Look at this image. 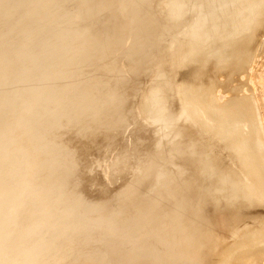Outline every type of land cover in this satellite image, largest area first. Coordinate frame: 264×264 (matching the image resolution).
Segmentation results:
<instances>
[{
  "label": "rangeland",
  "instance_id": "374dc122",
  "mask_svg": "<svg viewBox=\"0 0 264 264\" xmlns=\"http://www.w3.org/2000/svg\"><path fill=\"white\" fill-rule=\"evenodd\" d=\"M172 1L176 3L173 4ZM0 9L2 11L0 53L13 56L18 50H23V53L32 54L36 64L28 75H35L34 79H37L45 68H50V72L54 69H65V77L72 82L69 88H72L73 96L76 97L73 98L76 101L81 99L77 101V105L81 107L76 104L74 105L76 108L71 106L73 104L65 106L66 111H69L70 106V110L72 107L74 109L72 111L74 113L65 111V115L69 114L65 116V137L58 135L52 138L41 134L34 143H27V151L40 149V154L33 160L40 162L45 157L44 167L52 174H60L63 170L62 165L55 164L56 154L60 152L58 155H62L59 140H65V151L67 150L68 153L67 157L65 153L67 169L64 168L67 172L65 176H68V179L67 176L65 177L67 182L59 179L60 186L57 185L59 181L53 183L55 180H49L46 185L44 184L46 179L43 178L30 193L28 199L32 200V204L28 200L25 202V208H28L25 210L26 215L29 216L28 224L37 226L36 222L44 219L48 220L49 226L57 227L65 224V229H68L66 236L59 237L57 241L60 242L65 237L67 242L64 241L69 246L70 252L74 249L71 252L74 257H77V252H81L82 246H88L85 238L79 239V242L76 240L79 238L80 228L70 227L69 224L71 218L82 213L89 215L86 216L88 219L86 222L90 224L101 216L102 221L107 222L111 219L108 226L111 225L109 230L112 232L108 233L106 229L104 231L101 229L100 231L107 233L104 236L99 230L96 232L103 238L110 234L123 235V224L115 227L113 225L115 220L127 222L125 225L127 228L129 225L135 228L127 234L128 242H134V236L137 234L148 233L149 236L152 233L150 240L156 243V247L149 255L134 261L120 260L117 264H240L241 262L244 264L245 261V264H264V149L261 150L264 148V0H170V4L169 0H0ZM168 10L171 12L168 13ZM215 13L218 15L216 16ZM5 20L12 25L4 26ZM223 56L226 58L223 59L224 61L221 60ZM249 56L252 59L247 60ZM22 58L28 59L22 55L20 58L12 57V60L19 64L21 61L19 59ZM152 59L154 62L151 61ZM17 81L20 80H13L4 90L11 88L14 90L15 85L19 86ZM206 84L208 86H205ZM116 89H119L120 93ZM201 91H207V97L206 93L204 96ZM12 92L14 95L17 94L16 87ZM200 92L206 102L208 99L210 102L215 101L219 107L214 104L215 102L210 103L211 106H206L207 103H204ZM21 93L23 97L24 94L27 95L26 92ZM12 97L7 94L4 100L11 101ZM23 97L18 98L23 101ZM40 101L36 99L35 102H30L34 103L32 107L35 110L42 108L43 104ZM107 103L110 105L108 106ZM16 107L14 105L12 108L10 119L29 113L26 107L21 106L20 109ZM95 108H98V111H94ZM218 109L224 110L219 112ZM213 112L218 115L213 116ZM87 114H92L94 120L91 119L92 115L89 117ZM4 115L5 113H0V119ZM81 116H84L85 120ZM72 118L75 121H71ZM10 119H5L4 123L7 124ZM84 121H86L84 129L94 126V130L86 136H82L83 131L78 127L85 123ZM242 122L246 125V131ZM38 124V121L30 123L24 132L15 134L17 136L10 135L9 139L14 136L13 139L16 141L10 139L4 146L13 152L18 147L17 143L28 142L26 134L36 129ZM95 132L99 137L98 149L91 141V133ZM173 141L178 145L176 146ZM258 142L259 144L263 142L262 147L259 148ZM87 145H90V151L88 149L85 151ZM180 146L185 147L180 149L182 155L177 153L179 152L177 147ZM69 152L72 154L75 152L74 157H71ZM68 157L72 159L69 165L66 164ZM78 157L83 158L79 159V163L75 160ZM250 157H253L254 163L249 161ZM111 162L118 164L112 163L113 167L109 164ZM140 162L143 164L145 162L146 167L140 169L138 165ZM256 164L263 171H260L263 173L260 174L263 179L258 176L260 172L256 174L254 169ZM158 165L162 170L154 169H157ZM191 165L196 166L194 170L190 169L192 173L188 170L189 167L187 168ZM172 168L174 174L175 169L180 173L182 170L183 172L178 178H176L178 171L176 177L170 176L173 174H170ZM68 169L71 171L69 174ZM76 169L83 177L80 178L79 174L75 175L78 173ZM73 170L77 173L75 171L73 173ZM159 171H162V174ZM186 172L191 177L190 181L187 180L189 177ZM18 173L21 175V170ZM38 175L40 176V171L38 174L36 170L34 176ZM44 176L49 175L46 173ZM73 176L78 178L75 179ZM184 178H186L185 183L188 181L190 185L188 182L182 185ZM154 180L155 185L159 182L160 184L155 186L152 183ZM130 181V184L135 183L133 187L128 184ZM123 186L124 192L121 191ZM135 186L138 188V195ZM46 187L49 188L47 191H45ZM129 187L130 191L135 190V192L129 194ZM6 188L5 184H0L1 191ZM55 188L59 193L56 190L54 192ZM125 191L129 195L128 198V195H124L125 198L123 196ZM15 192H10L7 197L12 198ZM113 194H115V198L113 197L115 202L112 199ZM118 194L125 202L118 198ZM162 199L164 205L161 203ZM131 200L133 208L136 205L138 208L130 212ZM120 201L123 202L122 205ZM157 201L158 205L161 204L160 208H157ZM147 203L153 204L150 205L151 208ZM127 204H130V210ZM114 205L117 210L121 207L125 210L121 208L122 210L117 211ZM140 208H145L143 213ZM95 209L99 210L100 216L95 217L92 211ZM133 211L138 212L137 216L132 213ZM146 211L147 216L150 215L149 221L142 216ZM33 215H37L35 217L38 219ZM141 220L149 223L150 226L147 227L149 232L137 226ZM75 229L77 232L74 231ZM67 236H73L70 238L71 242ZM71 246L73 248H70ZM91 248L94 250L96 246L92 245ZM186 248L191 250L198 248L197 255L185 256V253L189 254ZM12 250H17V247ZM91 253L93 254L94 251ZM240 253H244L245 259L238 258ZM12 254L7 251L6 258L12 260ZM234 257L239 261L234 260ZM92 258L96 259L94 255L89 259Z\"/></svg>",
  "mask_w": 264,
  "mask_h": 264
},
{
  "label": "bare ground",
  "instance_id": "6f19581e",
  "mask_svg": "<svg viewBox=\"0 0 264 264\" xmlns=\"http://www.w3.org/2000/svg\"><path fill=\"white\" fill-rule=\"evenodd\" d=\"M206 1H208V0H206ZM217 1V0H216ZM70 2V1H69ZM162 2V1H161ZM176 3L175 1H172L171 3ZM259 2V1H258ZM173 3V4H174ZM180 3V2H179ZM73 4V3H72ZM161 4V3H160ZM165 4H167V3H165ZM169 4H170V0H169ZM172 4V5H173ZM198 4V3H197ZM195 5V4H194ZM210 5H211V3H210ZM171 6V5H170ZM169 6V7H170ZM175 6H176V4H175ZM206 6H207V4H206ZM168 7V6H167ZM200 7V6H199ZM213 7V6H212ZM151 8V7H150ZM202 8H204V7H202ZM208 8L209 9H211V7H209L208 6ZM65 9V8H64ZM138 9V8H137ZM193 9V8H192ZM206 9V8H205ZM208 9V10H209ZM180 10V9H179ZM194 10V9H193ZM207 10V9H206ZM227 10V9H226ZM169 11V10H168ZM216 11V10H215ZM171 11H169L168 13H170ZM193 12H196V11H193ZM219 12V11H218ZM212 13V12H211ZM160 14H162V13H160ZM177 13H175V15H176ZM1 15H2V11H1V9H0V18H1ZM147 15V14H146ZM168 15V14H167ZM208 15V14H207ZM213 15V14H212ZM215 15H216V13H215ZM214 15V16H215ZM217 15H218V13H217ZM216 15V16H217ZM222 15H223V13H222ZM139 16V15H138ZM163 16H165V14L163 13ZM170 16V15H169ZM174 16V15H173ZM177 16V15H176ZM183 16V15H182ZM202 16H203V14H202ZM221 16V15H220ZM146 17V16H145ZM144 17V18H145ZM157 17V16H156ZM160 17H161V15H160ZM180 17V16H179ZM226 17V16H225ZM164 18V17H163ZM208 18V17H207ZM216 18V17H215ZM190 19H192L191 17H190ZM150 20V19H149ZM221 20V19H220ZM135 21V20H134ZM137 21V20H136ZM146 21V20H145ZM193 21V20H192ZM204 21V20H203ZM262 21V20H261ZM56 22V21H55ZM150 22H151V20H150ZM219 22V21H218ZM0 23H1V20H0ZM8 22L5 20V22H4V26H6V27H8V25H12V24H10V23H8ZM138 23V22H137ZM147 23H148V21H147ZM223 23V22H222ZM260 23V22H259ZM168 24V23H167ZM143 25H145V24H143ZM154 25V24H153ZM223 25V24H222ZM133 26H135V25H133ZM149 26V25H148ZM163 26V25H162ZM169 26V25H168ZM168 26H167V28H168ZM139 27V26H138ZM258 27H261V26H259L258 25ZM0 28H1V26H0ZM130 28V27H129ZM141 28V27H140ZM146 28V27H145ZM137 29V28H136ZM157 29V28H156ZM165 29V28H164ZM5 30V29H4ZM152 30V29H151ZM168 30V29H167ZM159 31V30H158ZM166 31V30H165ZM136 32V31H135ZM140 32V31H139ZM162 32V31H161ZM160 33V32H159ZM43 34V33H42ZM66 37V36H65ZM164 37V36H163ZM132 38V37H131ZM159 38V37H158ZM133 40V39H132ZM165 40V39H164ZM0 41H2V39H0ZM127 41V40H126ZM140 43V42H139ZM147 43V42H146ZM227 44V43H226ZM231 44V43H230ZM247 44V43H246ZM250 44V43H249ZM65 45V44H64ZM130 45V44H129ZM141 45V44H140ZM153 45V44H152ZM8 47H9V45H7ZM229 46V45H228ZM246 46V45H245ZM230 47V46H229ZM238 47V46H237ZM160 48V47H159ZM17 51V50H16ZM148 51V50H147ZM245 51V50H244ZM24 51L23 50H18L17 52H15L14 53V55L12 56V55H6V54H1L0 53V113H5V115L3 116V118L1 119V124H2V126H3V129H4V131H5V133H6V135H7V142H8V140L10 141V139L11 140H14V141H16L15 139H13L14 138V136H13V138H10L9 139V136L11 135L12 136V134L13 135H15V134H18V133H21V132H24L26 129H27V126H29V124L31 123H33V122H36V121H38V125H37V127H36V129H33L32 131H30L29 133H27L26 135V140L28 141V142H26V143H23V144H19V143H17L18 144V147H17V153H16V155H15V162L18 164V169L19 170H21V174L24 176V182L23 183H21L22 185H21V187L23 188V197H22V200H24L25 202H27V200L29 201V195H30V193L32 192V190L40 183V181H42V179L43 178H45L46 179V182L44 183V184H46V183H48L49 182V180L50 181H52V180H55L53 183H55L56 181L58 182L59 181V183H57V185L58 184H60V186H61V181L59 180V179H63L64 180V182H65V177L67 176H65V174L67 173V172H65V169L64 168H66L65 166V153H67V150L65 151V140H59V144H60V148L62 149V151H61V153H62V155L60 156V155H58L60 152H58L57 154H56V158H55V164H60V165H62V168H63V170H61L62 172L60 173V174H52V172L51 171H47V169H46V167H44V164H45V161H46V159H45V157H44V159L43 160H41L40 162H36V160L34 161L33 160V158L35 159L39 154H40V149L39 148H35L34 150H32V151H27V143L28 144H31V143H34L35 141H37L36 140V138L39 136V135H41V134H45V135H47V136H49V137H51L52 136V138H55V137H57L58 135H63L64 137H65V116H67V114L65 115V106H66V104H73V105H71V106H74L75 104L77 105L78 104V102L77 101H80L81 99H77V101H76V97L75 96H73L74 94H73V91H72V88L70 89L69 87L71 86V80L69 79V78H66L65 76V74H66V70L64 69V70H62L61 68L60 69H57V70H53L52 72H50V68H45L44 69V71H42L43 73L41 74V75H39L38 76V78L37 79H34V77H35V75H32V74H30V75H28L29 74V72L30 71H32V69H33V67H34V65L36 64V61H35V59H34V56H32V54H30V53H23ZM150 52V51H149ZM89 53H90V51H89ZM145 53V52H144ZM224 53V52H223ZM256 53H258V52H256ZM251 54V53H250ZM22 55H24L25 57H27L28 59H19V60H21L20 62H19V64H17L14 60H12V57H21ZM137 55V54H136ZM218 55V54H217ZM224 55V54H223ZM227 55H229V54H227ZM155 56V55H154ZM251 56V55H250ZM249 56V59H247V60H250V59H252L251 57ZM64 58V57H63ZM127 58V57H126ZM225 57L223 56V58L221 59L222 61H224L223 59H224ZM244 59H245V62H247V60H246V58L244 57ZM225 60H226V58H225ZM148 61V60H147ZM151 61H153V59L151 60ZM154 62V61H153ZM152 62V63H153ZM30 63H32V64H30ZM142 63V62H141ZM244 63V62H243ZM82 64V63H81ZM157 65H159V64H157ZM125 66V65H124ZM225 66V65H224ZM241 66V65H240ZM240 66H239V68H240ZM220 67V66H219ZM126 68V67H125ZM124 68V69H125ZM138 68V67H137ZM164 68V67H163ZM238 68V69H239ZM80 69V68H79ZM139 69V68H138ZM238 69H237V72H238ZM240 70H242V68L240 69ZM239 70V71H240ZM127 71V70H126ZM129 71V70H128ZM146 71V70H145ZM152 71H153V69H152ZM217 71V70H216ZM137 72V71H136ZM140 72V71H139ZM153 72H155V71H153ZM241 72H243V71H241ZM138 73V72H137ZM148 73V72H147ZM136 74V73H135ZM149 74H150V70H149ZM153 74V73H152ZM140 75V74H139ZM148 75V74H147ZM142 76H143V74H142ZM127 77V76H126ZM146 77V76H145ZM147 78H148V76H147ZM15 79H19L20 81V83L17 81V83L19 84V86L17 85H15L14 86V90H15V87H16V91H17V94L16 95H14V93L12 92V91H14V90H12L13 88H11L10 90H4V88L5 87H7V86H9L11 83H12V81L13 80H15ZM143 79V78H142ZM144 80V79H143ZM36 81H38L40 84H38ZM136 82V81H135ZM233 82V81H232ZM139 83V82H138ZM141 85H143V84H141ZM205 86H208V84H206ZM210 86V85H209ZM200 87H201V85H200ZM204 87V86H203ZM205 89H206V87H205ZM117 90V92L118 93H120L119 92V89H116ZM208 90H210V88L208 89ZM21 92H26L27 93V95L26 94H24V97H23V94L21 93ZM203 94H202V93ZM200 92V95L202 94V95H204L206 92H204V91H201ZM198 93V92H197ZM7 94H10V95H12L13 97L11 98V101L9 100V101H7V100H4L5 99V96L7 95ZM209 94V93H208ZM202 95H201V97H202ZM150 96V95H149ZM205 96V95H204ZM203 96V97H204ZM18 97H23L24 99H23V101H20L19 100V98ZM73 97H75V98H73ZM203 97H202V99H203ZM206 97H207V93H206ZM208 97H210V96H208ZM113 98V97H112ZM36 99L37 100H41L40 102L43 104V106H42V108H40V109H37V110H35V108L34 107H32L33 105H34V103H30V102H35L36 101ZM208 98H206V100H207ZM210 99H211V97H210ZM213 99V98H212ZM211 99V100H212ZM246 99V98H245ZM138 100V99H137ZM149 100V99H148ZM204 100V99H203ZM7 101V102H6ZM236 101V100H235ZM248 101V100H247ZM22 102V103H21ZM84 102V101H83ZM82 102V103H83ZM136 102H138V101H136ZM173 102V101H172ZM215 102V101H214ZM214 102H210L209 101V99H208V102H206L205 100H204V103L206 104L207 103V105L206 106H208V105H210L211 106V104L210 103H214ZM234 102V101H233ZM103 103V102H102ZM105 103V102H104ZM209 103V104H208ZM108 104V103H107ZM138 104V103H137ZM141 104V103H140ZM152 104V103H151ZM162 104H164V103H162ZM214 104H216V106H217V103L215 102ZM239 104V103H238ZM14 105H16L17 107V109L19 108L20 109V107L21 106H23V107H26V109H28V111H29V113H27V114H25L24 116L22 115L21 117L19 116V117H16V115H15V117H16V119L14 118V119H10L11 118V114L13 113V107H14ZM75 105V106H76ZM110 104H108V106H109ZM232 105H235V104H233L232 103ZM70 106V105H69ZM70 106V107H71ZM74 106V108H76ZM77 106H79V107H81L80 105H77ZM137 106V105H136ZM160 106V105H159ZM212 106H214V105H212ZM61 107V108H60ZM70 107H69V111L71 112V113H74V112H72L74 109H73V107H72V109L70 110ZM156 107V106H155ZM217 107H219V106H217ZM34 108V109H33ZM67 108H68V106H67ZM103 108H105V107H103ZM102 108V109H103ZM221 108V107H220ZM79 109V108H78ZM98 108H95V110L94 111H96ZM210 109V108H209ZM214 109H216V107L214 108ZM80 110V109H79ZM137 110V109H136ZM153 110V109H152ZM212 110V109H211ZM219 110V112L220 111H223L222 109H218ZM69 111H66V112H69ZM98 111V110H97ZM101 111V110H100ZM214 111V110H213ZM216 112H218L217 110H215ZM60 112H61V114H60ZM76 112V111H75ZM170 112H171V110H170ZM216 112H213L214 114H212L213 116L215 115V114H217ZM218 112V113H219ZM77 113H80V111L78 112L77 111ZM76 113V114H77ZM125 113V112H124ZM141 113V112H140ZM172 113V112H171ZM205 113V112H204ZM19 114V113H18ZM23 114V113H22ZM81 114V113H80ZM93 114H94V116H95V112H93ZM128 114V113H127ZM152 114V113H151ZM174 114V113H173ZM211 114V113H210ZM9 115V116H8ZM69 115V114H68ZM71 115H74V114H71ZM70 115V116H71ZM87 115H89V117H90V115H92V114H87ZM86 115V116H87ZM99 115V114H98ZM218 115V114H217ZM225 115V113H223V116ZM77 116H79L78 114H77ZM85 116V115H84ZM83 116V117H84ZM97 116V115H96ZM140 116V119H141V115H139ZM82 117V116H81ZM82 117V118H83ZM217 117V116H216ZM252 117V116H251ZM10 119V122H8L7 124H5L4 123V121H5V119ZM71 118V117H70ZM69 118V119H70ZM85 118V117H84ZM83 118V119H84ZM93 118V115H92V117H91V119ZM95 118V117H94ZM94 118H93V120H94ZM143 118V117H142ZM153 118V117H152ZM162 118V117H161ZM75 119H76V117H75ZM87 119H89V118H87ZM86 119V120H87ZM90 119V120H91ZM72 120H74L73 118L71 119V121ZM85 120V119H84ZM89 120V121H90ZM93 120H91V121H93ZM95 120H97V119H95ZM75 121V120H74ZM81 121V120H80ZM90 121V122H91ZM144 121V120H143ZM142 121V122H143ZM85 123H83V124H81V125H79L78 127H80L81 128V131H83V132H81V134H82V136H86V134H88L90 131L92 132L93 130H94V126H92V127H89V128H87V129H89V131L87 130V129H84L85 127H86V121H84ZM138 122V121H137ZM146 122H147V119H146ZM169 122V121H168ZM46 123V124H45ZM72 124L74 123V122H71ZM76 123V122H75ZM74 123V124H75ZM93 123V122H92ZM243 124H244V122H242ZM49 124V125H48ZM69 124H70V121H69ZM145 124V123H144ZM152 124V123H151ZM71 125V124H70ZM138 125V124H137ZM150 125V124H149ZM76 126V125H75ZM89 126H90V124H89ZM110 126V125H109ZM73 127V126H72ZM252 127H253V125H252ZM70 128H71V126H70ZM79 128V129H80ZM159 128V127H158ZM244 129H245V131H246V125L244 124V127H243ZM72 129H74V128H72ZM135 129H137V128H135ZM173 129V128H172ZM75 130V129H74ZM78 130V129H77ZM76 130V131H77ZM156 130V129H155ZM154 130V131H155ZM160 130V129H159ZM158 130V131H159ZM87 133H86V132ZM157 131V130H156ZM69 133H71V132H69ZM155 133V132H154ZM212 133V132H211ZM67 134V133H66ZM79 134H80V132H79ZM108 134V133H107ZM165 134V133H164ZM163 134V135H164ZM75 135H76V133H75ZM158 135V134H157ZM162 135V134H161ZM162 135V136H163ZM168 135V134H167ZM260 135V134H259ZM15 136H17V135H15ZM80 136V135H79ZM89 136V135H88ZM171 136H172V134H171ZM166 137V136H165ZM170 137V136H169ZM168 137V138H169ZM16 138V137H15ZM51 138V139H52ZM91 138H92V142H93V144H95V146H96V148L98 149L99 147H100V143L98 142V139H99V137L97 136V133L95 132V133H91ZM172 138V137H171ZM175 138V137H174ZM173 138V139H174ZM263 138V137H262ZM51 139H49V140H51ZM85 139V138H84ZM167 139V138H166ZM53 140V139H52ZM51 140V141H52ZM68 140V139H67ZM90 141V140H89ZM171 140H169V142H170ZM258 141V140H257ZM263 141V140H262ZM118 142H120V141H118ZM175 141H173V143H174ZM179 143H180V141H178ZM264 142V141H263ZM262 142V143H263ZM16 143V142H15ZM90 143V142H89ZM114 143V142H113ZM112 143V144H113ZM172 143V142H171ZM261 143V144H262ZM68 144V143H67ZM67 144H66V146H67ZM84 144H85V142H84ZM116 144V143H115ZM120 144V143H119ZM170 144V143H169ZM176 146L178 145V143L176 144V142L174 143ZM258 144H259V142H258ZM261 144H259L258 146H259V148L260 147H262L261 146ZM55 145V144H54ZM172 145V144H171ZM182 145H183V143H182ZM181 145V146H182ZM69 146H70V144H69ZM85 146V145H84ZM180 146V147H181ZM186 146H187V143H186ZM56 147V146H55ZM72 147V146H71ZM88 147V148H87ZM87 147L85 148V151H86V149H88L89 151L91 150L90 149V145H87ZM92 147H94V146H92ZM114 147V146H113ZM170 147V146H169ZM177 147V148H179V149H177L176 147H174V148H176L177 149V151L179 150V152H177V153H180V149H185V147ZM191 147V146H190ZM67 148V147H66ZM70 148V147H69ZM54 149V148H53ZM52 149V150H53ZM84 149V148H83ZM83 149H82V151H83ZM92 149H94V148H92ZM128 149V148H127ZM186 149H187V147H186ZM264 148H262L261 150H263ZM51 150V151H52ZM57 150V149H56ZM110 150V149H109ZM132 150V149H131ZM134 150V149H133ZM71 151V150H70ZM73 151H75V149L73 150ZM72 151V152H73ZM101 151V150H100ZM186 151V150H185ZM184 151V152H185ZM84 152V151H83ZM83 152H81V153H83ZM127 152H129V151H126V153ZM134 151H132V153H133ZM195 152V151H194ZM69 153H71V152H69ZM75 153V152H74ZM73 153V154H74ZM79 153V152H78ZM89 153H91V152H89ZM44 154V153H43ZM51 154V153H50ZM73 154L71 153V157H74L73 156ZM87 154V153H86ZM93 154V153H92ZM123 154V153H122ZM124 154H125V151H124ZM123 154V155H124ZM135 154V153H134ZM145 154V153H144ZM149 154V153H148ZM147 154V155H148ZM170 154V153H169ZM181 154V153H180ZM183 154V153H182ZM181 154V155H182ZM199 154V153H198ZM197 154V155H198ZM78 155V154H77ZM84 155H85V153H84ZM128 155V154H127ZM146 155V154H145ZM176 155V154H175ZM179 155V154H178ZM191 155V154H190ZM63 156V157H62ZM68 156V153H67V155H66V157ZM82 156V155H81ZM80 156V157H81ZM86 156H88V155H86ZM126 156V155H125ZM125 156H124V158H125ZM187 156V155H186ZM196 156V155H195ZM76 158H77V156H75ZM138 157V156H137ZM145 157V156H144ZM149 157H150V155H149ZM162 157V156H161ZM192 157V156H191ZM198 157V156H197ZM123 158V157H122ZM131 158H132V156H131ZM134 158V157H133ZM176 158V157H175ZM183 158H185V157H183ZM202 158V157H201ZM253 157H250V158H248L249 159V161L250 162H252L253 161V159H252ZM62 159V160H61ZM71 158L70 157H68V159L66 160V164H70L72 161V159L70 160ZM75 159V158H74ZM73 159V160H74ZM79 159L81 160V159H83V158H79L78 157V159H75V160H77L78 162L77 163H79ZM87 159H89L88 157H87ZM86 159V160H87ZM120 159V158H119ZM126 159V158H125ZM186 159V158H185ZM193 159H195V157L193 158ZM197 159V158H196ZM75 160H74V162H75ZM84 160H85V157H84ZM83 160V161H84ZM247 160V159H246ZM116 161H118V160H116ZM121 161V160H120ZM123 161H124V159H123ZM138 161V160H137ZM197 161V160H196ZM115 162V161H114ZM114 162H111V163H109L110 165L113 163L114 164ZM139 162V161H138ZM169 162V161H168ZM190 162H192V160H190ZM85 163V162H84ZM89 163H91V162H88V164ZM120 163V162H119ZM170 163V162H169ZM174 163V162H173ZM188 163V162H187ZM252 163H254V161L252 162ZM256 163V162H255ZM73 164V163H72ZM112 164V166L114 167V165L115 164H118V162L117 163H115L114 165ZM144 164H146L145 162H144ZM143 164V162L141 163H139L138 165H139V167H140V169H141V167H142V169H143V167L145 166ZM156 164V163H155ZM172 164V163H171ZM194 164H195V162H194ZM198 164V163H197ZM220 164V163H219ZM258 164V163H257ZM257 164H256V166L254 167V169H255V171L257 172L256 174H258L260 171H262V170H260V167L259 166H257ZM75 165V164H74ZM153 165V164H152ZM180 165V164H179ZM196 165V164H195ZM208 165V164H207ZM255 165V164H254ZM254 165H252V166H254ZM262 165H263V163H262ZM77 167H78V165H76ZM76 166L74 167V168H76ZM81 166V165H80ZM86 166H89V165H86ZM112 166H110V167H112ZM154 166H156V165H154ZM159 166V165H158ZM176 166H178V165H176ZM183 166V165H182ZM72 167V168H73ZM112 167V168H113ZM146 167V166H145ZM144 167V168H145ZM157 167V166H156ZM166 167V166H165ZM189 167V169L188 170H190V169H193L194 170V167H196V166H187V168ZM190 167H192V168H190ZM201 167V166H200ZM216 167H217V165H216ZM72 168H70L71 170H72ZM73 168V169H74ZM150 168V167H149ZM148 168V169H149ZM153 168V167H152ZM162 168V167H161ZM209 168V167H208ZM67 169V168H66ZM79 170H80V168H78ZM78 169H76L77 171H78V173H77V171H75V170H73V173H74V171L77 173V174H75V175H78L79 174V170ZM114 169V168H113ZM139 169V170H140ZM155 170H162V169H160V166L156 169V168H154ZM167 169V168H166ZM170 169V168H169ZM174 168H172L171 169V173L170 174H172L173 172H174V170H173ZM178 169H180V168H178ZM206 169V168H205ZM36 170H38V174H39V171H40V176L38 175V176H34V173H35V171ZM69 170V169H68ZM138 170V169H137ZM163 170H165V168H163ZM213 170H214V168H213ZM83 171V170H82ZM114 171H115V169H114ZM147 171V170H146ZM167 171V170H166ZM178 170L177 169H175V174L177 175V172ZM200 171V170H199ZM222 171V170H221ZM220 171V172H221ZM264 171V170H263ZM262 171V172H263ZM69 172L71 173V171L69 170L68 171V174H69ZM155 172V171H154ZM160 172V171H159ZM169 172H170V170H169ZM179 173H178V175H177V177L175 176V174L173 175H170V176H175L176 178H178V176H179V174L181 175V173L183 172V170H182V172L180 173V171H178ZM185 172V171H184ZM188 172V171H187ZM187 172H186V175H187ZM206 172V171H205ZM211 172V171H210ZM215 172V171H214ZM213 172V173H214ZM48 174L49 176L48 177H45L44 175L45 174ZM59 173V172H58ZM72 173V174H73ZM107 175H108V173H109V170H108V173L107 172H105ZM161 174H162V171L160 172ZM160 173H156L157 175H159ZM168 173V172H167ZM189 173V172H188ZM190 173H192L191 172V170H190ZM102 174V173H101ZM160 174V175H161ZM166 174V173H165ZM200 174H201V172H200ZM202 174H203V172H202ZM215 175H216V173H214ZM260 174H262L263 175V173H259V175L258 176H261ZM74 175V174H73ZM79 175H81V174H79ZM110 175H112V173L110 172ZM139 175V174H138ZM153 175H155V173L153 174ZM189 175V174H188ZM187 175V177H189ZM211 175V174H210ZM70 176H71V174L69 175V178H70ZM106 176V175H105ZM185 176V175H184ZM191 176H193V175H191ZM198 176H199V174H198ZM201 176V175H200ZM230 176V175H229ZM50 177L52 178V179H50ZM74 177V176H73ZM73 177H72V181H70L71 183L73 182ZM81 177H83V175H81L80 176V178ZM156 175H155V178L154 179H156ZM174 177V178H175ZM186 177V176H185ZM220 177V176H219ZM263 177H264V175H263ZM75 179L76 178H78V176L76 177H74ZM85 178H87V177H85ZM85 178L83 179L84 181H85ZM109 178H111V176H109ZM173 178V177H172ZM171 178V179H172ZM190 178L191 177H189V178H187V180L189 179V181H190ZM203 178V177H202ZM261 178H262V176H261ZM67 179H68V176H67ZM93 179V178H92ZM112 179H113V176H112ZM137 180H138V178H136ZM229 179V178H228ZM256 179V178H255ZM258 179H260V178H258ZM263 179V178H262ZM82 180V181H83ZM103 180V179H102ZM159 180V179H158ZM185 180H186V178H184V182L182 183V185H184V184H187V182L188 181H186V183H185ZM191 180H194V179H191ZM198 180V179H197ZM252 180H253V178H252ZM79 181H80V179H79ZM132 181V180H131ZM131 181L128 183L130 186H132L133 187V184H135V183H133V184H130L131 183ZM144 181V180H143ZM261 181V180H260ZM263 181V180H262ZM63 182V181H62ZM66 182H67V180H66ZM69 182V181H68ZM69 182V183H70ZM76 182V180H74V183ZM81 182V181H80ZM140 182V181H139ZM159 182V181H158ZM52 183V184H53ZM83 183V182H82ZM152 183H154V185H155V183H156V181L154 180V182H152ZM232 183V182H231ZM264 183V182H263ZM51 184V183H50ZM139 184V183H138ZM160 184V182L159 183H157L155 186H158ZM192 184V183H191ZM46 185H48V184H46ZM56 185V186H57ZM69 185H71V184H69ZM188 185H190V182H188ZM198 185H199V183H198ZM55 186V185H54ZM59 186V187H60ZM75 186H77V184H75ZM86 186V185H85ZM125 186V185H124ZM124 186H123V189H121V191H123L124 192ZM151 186L153 187V185L151 184ZM151 186H149V187H151ZM171 186V185H170ZM192 186H193V184H192ZM196 186H197V183H196ZM80 187H83V188H85L83 185L81 186L80 185ZM79 187V188H80ZM126 187V186H125ZM141 187V186H140ZM151 187V188H152ZM58 188V187H57ZM60 188H62L63 189V187H60ZM72 188H73V184H72ZM136 188V192H137V195H138V188H137V186H135L134 187V189ZM141 188H144V187H141ZM155 188V187H154ZM153 188V189H154ZM197 188H198V186H197ZM49 188L48 187H46L45 188V191H47ZM59 189V188H58ZM62 189H60V191L62 190ZM125 189H127V187L125 188ZM133 189V188H132ZM150 189V188H149ZM222 189V188H221ZM224 189V188H223ZM55 190H56V188L54 189V192H55ZM86 190V189H85ZM104 190V189H103ZM141 190V189H140ZM152 190V189H151ZM58 193H59V191L58 190H56ZM72 191V190H71ZM75 191V190H74ZM78 192H79V189L77 190ZM76 191V192H77ZM83 191V190H82ZM82 191H81V193H82ZM75 192V193H76ZM105 192V191H104ZM108 192H110V191H108ZM122 192V193H123ZM132 191H130V187H129V190H128V193L130 194ZM135 192V190L132 192V193H134ZM154 192V191H153ZM222 192V191H221ZM264 192V191H263ZM103 193V192H102ZM105 193H107V190H106V192ZM116 193V192H115ZM117 193H118V191H117ZM157 193V192H156ZM36 194H37V196H38V192H36ZM78 194V193H77ZM76 194V195H77ZM80 194V193H79ZM84 194V193H83ZM109 194V193H108ZM119 194H120V191H119ZM119 194L117 195L118 196V198H120L119 197ZM143 195V196H145V194H147V192H145V194H143V193H140V195ZM163 194V193H162ZM238 194V193H237ZM246 194H247V192H246ZM114 195L115 194H113V196H112V199H113V197H114ZM121 195V194H120ZM124 195H128L127 194V192L125 191V193L123 194V196ZM134 195V194H133ZM158 195V194H157ZM261 195V194H260ZM66 196V195H65ZM79 196V195H78ZM131 196H132V194H131ZM131 196H130V198H131ZM222 196V195H221ZM258 196V195H257ZM103 196H101V198H102ZM108 197L109 196H107V199H108ZM129 197V195L127 196V198ZM134 197V196H133ZM132 197V198H133ZM29 198V199H28ZM64 198V197H63ZM78 198V197H77ZM100 198V199H101ZM105 198H106V196H105ZM115 198V197H114ZM124 198H125V196H124ZM130 198H129V200H130ZM143 198V197H142ZM147 198V197H146ZM71 199V198H70ZM106 199V200H107ZM122 199V201H124L125 202V200H123V198H120V200ZM228 199V198H227ZM37 200V199H36ZM102 200V199H101ZM103 200H104V197H103ZM129 200L127 201V202H129ZM160 200V199H159ZM158 200V201H159ZM256 200H257V198H256ZM32 201V200H31ZM31 201H29V202H31ZM108 201V200H107ZM111 201V200H110ZM113 201H114V199H113ZM158 201H157V205H158ZM162 202L161 203H163V199L161 200ZM229 201V200H228ZM21 202V201H20ZM28 202V203H29ZM62 202V201H61ZM60 202V203H61ZM115 202V201H114ZM117 202V201H116ZM133 201L131 200V210H130V204H127V206L129 205V210H130V212L132 211V209H136V207L138 206V205H136V207L135 208H133V203H132ZM145 202V201H144ZM143 202V203H144ZM216 203H217V201H215ZM219 202V201H218ZM28 203H26V205L28 204ZM120 203H121V201H120ZM165 203V202H164ZM164 203H163V205H164ZM30 204H32V202L30 203ZM115 204V203H114ZM123 204V202L121 203V205ZM136 204V203H135ZM147 204H149V206L151 205H153V204H150V203H147ZM156 204V203H155ZM29 205V204H28ZM106 205H108V204H106ZM113 205V204H112ZM115 205H117V203L115 204ZM114 205V207L116 208V206ZM126 205V204H125ZM159 205H161L160 203H159ZM159 205H158V207L157 208H160L159 207ZM30 206V205H29ZM28 206V207H29ZM142 206H144V205H142ZM148 206V205H147ZM151 206L149 207V208H151ZM220 206H221V204H220ZM38 207V206H37ZM40 207V208H39ZM38 207V209L40 210L41 209V203H40V206ZM121 207V206H120ZM126 207V206H125ZM154 207V206H153ZM31 208V207H30ZM115 208H113V210L116 212V210H117V208H116V210H115ZM118 208H119V205H118ZM121 208H124V207H121ZM121 208H119L118 210H122ZM138 208V207H137ZM156 208V209H157ZM162 208V207H161ZM221 208H222V206H221ZM28 209V208H27ZM140 209H142V208H140ZM170 209V208H169ZM32 210V209H31ZM30 210V212L32 213V211ZM117 210V211H118ZM123 210H125V208L123 209ZM127 210V209H126ZM137 210V209H136ZM143 210H145V208L144 209H142V213L144 212ZM93 211V213H94V215H95V217L96 216H100L99 214H100V212H99V210H92ZM128 211V210H127ZM214 211V210H213ZM8 212V213H7ZM26 211L25 210H23L22 209V207H21V205L19 204V205H15V206H8V205H6L4 202H2L1 201V197H0V264H88V263H90L91 261H95L96 260V262H94V264L96 263V264H117L120 260L122 261V260H126V261H134L135 259L137 260V259H139L140 257H142V256H147V255H149L151 252H152V250H153V248H155L156 247V243L155 242H153V241H151L150 239H151V236L150 235H152V233L148 236V233L147 234H143V235H140V234H137V235H135L134 236V242H128V239H126V236H127V234H130L131 233V229L132 228H134V227H132L131 225H129V227L127 228L125 225L127 224V222L126 223H124L123 221H121V220H115V222H113V225L115 226V227H117L118 225H121L122 226V224H123V227L122 228H124V233H123V235L122 236H118V234H110L109 236H106V237H101V236H99V234L98 233H96L98 230H99V233L100 232H102V231H100L101 229L104 231V229H106L107 230V232L109 233V232H112V230H109L110 229V226H108V224H109V222H110V220L108 219V221L106 222V221H102L101 219H102V216L100 217V218H98V219H96V221H94L92 224H90V222H86V220H88V219H86V216H89V215H84V214H82V213H80V214H78L77 215V217L76 216H74L73 218H71L70 219V221L69 222H71V223H69V224H71L70 225V227H79L80 228V230H81V232H80V230H79V235H78V239H76L78 242H79V239H83V238H85L86 239V243H88V246H86V247H83L82 246V249L79 247V249H81V252H77L76 254H77V257H74V256H72L73 255V253H71L72 252V250H74V249H72L71 250V252H70V250L68 249L69 248V246L67 245V239L65 240V237H64V240L66 241H64L63 239H62V241H57V240H59V237H61V236H66V230H68V229H65V224H60V225H58L57 227L56 226H53V225H50L49 226V223H48V220L47 219H44L43 221H38V222H36V220H34V223L36 222V224H37V226L34 224V225H30V224H28L27 223V217H29V216H27L26 215V213H25ZM37 212H38V210H37ZM123 212H125V211H123ZM148 212H149V210H148ZM28 213H29V210H28ZM27 213V214H28ZM35 214H37L36 212H34ZM70 213V212H69ZM133 214H135L136 215V213H138V212H136V213H134V211L132 212ZM147 211L144 213L145 215H142V216H144V217H146V220H148L149 221V216L150 215H148L147 216ZM56 214V213H55ZM66 214V213H65ZM243 214V213H242ZM25 215H26V217H25ZM38 215V214H37ZM37 215H35V216H37ZM53 215V214H52ZM139 215H141V214H139ZM34 216V215H33ZM34 216V218H37V217H35ZM39 216V215H38ZM91 216V215H90ZM137 216V215H136ZM141 216V217H142ZM25 217V218H24ZM41 217V216H40ZM39 217V218H40ZM48 217V216H47ZM67 217V216H66ZM152 217H153V215H152ZM172 217V216H171ZM237 217V216H236ZM248 217V216H247ZM33 218V217H32ZM33 218V219H34ZM42 218V217H41ZM138 217H136V219H137ZM148 218V219H147ZM242 218V217H241ZM38 219V218H37ZM64 219H65V217H64ZM140 219H142V218H140ZM140 219L138 220V221H140ZM154 219V218H153ZM57 220V219H56ZM55 220V221H56ZM144 220V219H143ZM51 221V220H50ZM55 221H51V222H55ZM134 221H136V220H134ZM151 221V220H150ZM179 221V220H178ZM32 222V221H31ZM152 222V221H151ZM58 222H56V224H57ZM95 223V224H94ZM119 223V224H118ZM139 223V224H138ZM138 223H136V224H138L137 226L138 227H142V230L144 229V230H147L148 232H149V230H148V228L147 227H149L150 225H149V223H146V222H143L142 220H141V222H138ZM182 224H183V222H182ZM186 224V223H185ZM55 225V224H54ZM180 225V224H179ZM68 226V225H67ZM56 227V228H55ZM176 227V226H175ZM191 227H192V225H191ZM153 228V227H152ZM151 227H150V229H152ZM135 229V228H134ZM105 230V231H106ZM184 230V229H183ZM70 231H72V229L70 230ZM74 231H76V229L74 230ZM73 231V232H74ZM72 232V235L74 236V233H75V235H76V232H74L73 233ZM114 232V231H113ZM69 233V231H67V234ZM95 233V234H94ZM106 233V232H105ZM105 233L104 232H102V233H100V234H103L102 236H104L105 235ZM107 234V233H106ZM69 235V234H68ZM72 236V237H73ZM77 236V235H76ZM68 237V239H69V241H70V238H72V237H70V236H67ZM66 237V238H67ZM75 237V236H74ZM103 238V239H102ZM75 239V238H74ZM61 240V239H60ZM127 240V241H126ZM71 242V241H70ZM73 242H75V240L73 241ZM77 242V243H78ZM81 242H83L82 240H81ZM69 243V242H68ZM77 243H75L76 245H77ZM95 243V244H94ZM81 244V243H80ZM84 244V243H83ZM73 246H74V244H72ZM75 245V246H76ZM78 245H79V243H78ZM77 245V246H78ZM90 245V246H89ZM92 245H94V246H96V248H94V250H91V249H93V248H91V246ZM15 247H17V250H12V249H14ZM70 248H73L72 246L70 247ZM75 248V247H74ZM78 249V248H77ZM198 249V248H197ZM197 249H194V248H192V250H191V248L189 249V248H186L185 250H186V252L187 253H189V254H187L186 255V253H185V256H188V255H190V256H196L197 255V253H196V251L198 252V250ZM76 250V249H75ZM7 251H8V253H10V255L12 254V252L14 251V253L12 254V260H9V259H7L6 258V253H7ZM79 251V250H78ZM91 251H94V253L92 254L91 253ZM232 251V253H233V250H231ZM76 252V251H75ZM221 252V251H220ZM94 255L95 257H96V259H89L90 258V256L92 257V255ZM244 254V253H243ZM242 253H240L239 255H238V258L240 257V258H244L245 259V256L243 255ZM255 254H257V253H255ZM255 254H253V255H255ZM252 255V256H253ZM110 256V257H109ZM235 258V257H234ZM237 257L234 259V260H236V259H238ZM98 259V260H97ZM197 260V259H196ZM200 260V259H199ZM203 261V260H202ZM238 261H239V259H238ZM201 262V261H200ZM204 262V261H203ZM234 262H237V261H234ZM246 262V261H245ZM245 262H244V264H245ZM196 263V262H195ZM242 263V262H241ZM240 263V264H241ZM248 263V262H247ZM235 264V263H234ZM237 264V263H236Z\"/></svg>",
  "mask_w": 264,
  "mask_h": 264
},
{
  "label": "water",
  "instance_id": "95a60500",
  "mask_svg": "<svg viewBox=\"0 0 264 264\" xmlns=\"http://www.w3.org/2000/svg\"><path fill=\"white\" fill-rule=\"evenodd\" d=\"M7 135L3 129L0 119V184H5L7 186L6 190H0L1 201L8 206L22 205V209L25 208V201L22 200L23 197V188L21 183L24 182V176L20 173L18 169V164L15 162V155L17 153V148L12 152L6 145ZM4 160V162L2 161ZM19 175V176H18ZM17 190V191H16ZM15 192V195L12 198H8L7 195H10V192ZM21 201V202H20Z\"/></svg>",
  "mask_w": 264,
  "mask_h": 264
}]
</instances>
